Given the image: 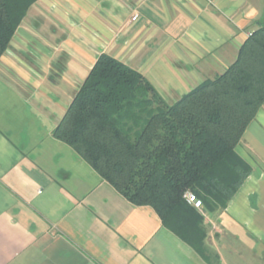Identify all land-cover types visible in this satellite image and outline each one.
Listing matches in <instances>:
<instances>
[{
  "label": "crops",
  "instance_id": "crops-1",
  "mask_svg": "<svg viewBox=\"0 0 264 264\" xmlns=\"http://www.w3.org/2000/svg\"><path fill=\"white\" fill-rule=\"evenodd\" d=\"M261 25L264 0L33 3L0 57V264H264V104L236 147L252 172L225 209H200L211 262L54 135L100 54L174 102Z\"/></svg>",
  "mask_w": 264,
  "mask_h": 264
},
{
  "label": "trees",
  "instance_id": "trees-1",
  "mask_svg": "<svg viewBox=\"0 0 264 264\" xmlns=\"http://www.w3.org/2000/svg\"><path fill=\"white\" fill-rule=\"evenodd\" d=\"M36 1L0 0V57ZM263 104L261 25L224 72L174 102L139 70L100 54L54 135L132 203L151 205L211 262L203 211L225 209L252 172L236 147ZM187 191L202 200L203 211L187 201Z\"/></svg>",
  "mask_w": 264,
  "mask_h": 264
},
{
  "label": "built area",
  "instance_id": "built-area-1",
  "mask_svg": "<svg viewBox=\"0 0 264 264\" xmlns=\"http://www.w3.org/2000/svg\"><path fill=\"white\" fill-rule=\"evenodd\" d=\"M137 14H135L134 16H133V18L134 19H136L137 18ZM185 197H186V199H187V201L189 202V203H191V204H193L196 208H198V209H202V207H203V202H202V200L194 193V192H192V191H187L186 193H185Z\"/></svg>",
  "mask_w": 264,
  "mask_h": 264
}]
</instances>
